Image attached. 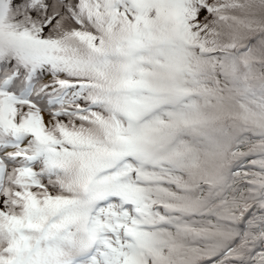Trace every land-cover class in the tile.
<instances>
[{
    "label": "snow or ice",
    "instance_id": "1",
    "mask_svg": "<svg viewBox=\"0 0 264 264\" xmlns=\"http://www.w3.org/2000/svg\"><path fill=\"white\" fill-rule=\"evenodd\" d=\"M0 264H264V0H0Z\"/></svg>",
    "mask_w": 264,
    "mask_h": 264
}]
</instances>
